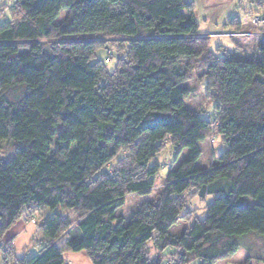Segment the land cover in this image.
I'll return each mask as SVG.
<instances>
[{"label":"trees","instance_id":"1","mask_svg":"<svg viewBox=\"0 0 264 264\" xmlns=\"http://www.w3.org/2000/svg\"><path fill=\"white\" fill-rule=\"evenodd\" d=\"M0 4V17L12 12L0 24V148L15 145L0 157V264H64L65 251L81 250L93 264H217L241 236L264 234V40L258 59L218 56L195 0ZM93 35L103 37H83ZM101 47L106 60H94ZM199 70L216 101L209 119L186 104ZM216 135L225 150L200 166ZM168 145L176 160L188 155L127 221L118 210L154 191ZM192 191L215 200L176 235ZM22 217L37 221L42 247L18 258L5 237ZM261 244L246 264L264 259Z\"/></svg>","mask_w":264,"mask_h":264},{"label":"rangeland","instance_id":"2","mask_svg":"<svg viewBox=\"0 0 264 264\" xmlns=\"http://www.w3.org/2000/svg\"><path fill=\"white\" fill-rule=\"evenodd\" d=\"M7 1L8 0H0V3L4 2L5 4ZM215 8H217V11H215L214 15L210 16ZM206 9H209L210 13L208 19L205 16ZM196 12L201 30L210 36L209 48L218 56L243 60H253L260 57L257 51L260 42L264 38L263 25H255L252 22V18L264 14V1L261 3L259 0H196ZM65 14L66 12H62L60 18L62 19ZM11 18L12 12L10 9H7L5 14L0 17V24H3ZM83 37L102 38L103 36L93 35ZM108 43V48H112L113 50H110L113 52V57H111L108 62H105V64L109 71L113 72L118 64L119 56L116 51L114 52V44H112L111 41ZM108 48H99L94 60L98 59L105 61L108 55ZM203 77L204 70H199L196 71L192 79L187 82V85L191 88V93L186 98V104L200 117L209 119L216 113V101L207 97L208 77L207 75ZM11 142L13 141L10 139H4L2 141L0 157H10L15 153V145ZM74 148H78V145ZM202 149L203 154L200 158L199 165L207 166L210 164L214 155L218 156L225 150V145L222 143V139L216 135L215 137L212 136L210 140L205 141L202 144ZM188 152L189 148H185L176 160L175 150L168 145L167 148L158 155V161L162 166L156 179L154 191L150 194L129 196L126 200V204L118 210V213L123 214L127 221L131 220L134 211L140 208L141 203L143 204L146 201H151L156 197L157 192L165 182V177L180 165L183 159L188 155ZM194 195L195 192L193 191L187 194L189 203L184 212L185 218H181L172 229V232L176 235L183 234L195 218H203L206 214L207 204H211L215 200V195H206L203 198L198 196L194 197ZM261 242H264V234L257 232L245 234L240 237L241 246L238 253L231 259L221 260L217 264H246V260L250 253V246L253 245V251L258 250V248H261ZM41 247V244L32 247L30 255L33 256L37 254ZM155 253L156 251H154L153 254L155 255ZM261 260L259 259L258 261L253 259L251 262L252 264H264L261 263Z\"/></svg>","mask_w":264,"mask_h":264},{"label":"crops","instance_id":"3","mask_svg":"<svg viewBox=\"0 0 264 264\" xmlns=\"http://www.w3.org/2000/svg\"><path fill=\"white\" fill-rule=\"evenodd\" d=\"M216 9L217 8L213 9L211 14L209 13V9L205 10V16L207 17V19L215 14V11H217ZM257 53H259L260 55L259 51H257ZM31 219L32 218H27V217L20 218L15 223V225L6 233V237H5L6 239H14V247L18 258L32 256L30 255L32 247L37 245L35 243V238H36L38 226L37 223L32 222ZM66 238H67L66 236H63L59 240L58 244H62L66 240ZM63 256H64V264H93L92 260L90 259V257L88 256L85 250L65 251L63 253Z\"/></svg>","mask_w":264,"mask_h":264},{"label":"built area","instance_id":"4","mask_svg":"<svg viewBox=\"0 0 264 264\" xmlns=\"http://www.w3.org/2000/svg\"><path fill=\"white\" fill-rule=\"evenodd\" d=\"M260 1H263V0H260ZM252 22L255 24V25H264V14L263 15H257V16H254L252 18ZM33 222H35L34 219H32Z\"/></svg>","mask_w":264,"mask_h":264}]
</instances>
